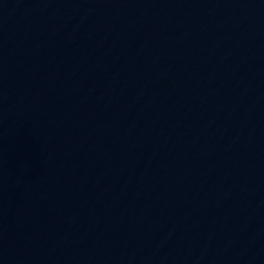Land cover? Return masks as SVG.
<instances>
[{"label": "water", "instance_id": "obj_1", "mask_svg": "<svg viewBox=\"0 0 264 264\" xmlns=\"http://www.w3.org/2000/svg\"><path fill=\"white\" fill-rule=\"evenodd\" d=\"M0 264H264V0H0Z\"/></svg>", "mask_w": 264, "mask_h": 264}]
</instances>
